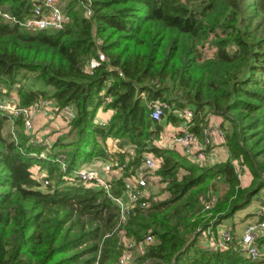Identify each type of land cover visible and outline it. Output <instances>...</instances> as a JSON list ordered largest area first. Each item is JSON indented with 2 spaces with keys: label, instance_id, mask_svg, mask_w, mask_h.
<instances>
[{
  "label": "trees",
  "instance_id": "trees-1",
  "mask_svg": "<svg viewBox=\"0 0 264 264\" xmlns=\"http://www.w3.org/2000/svg\"><path fill=\"white\" fill-rule=\"evenodd\" d=\"M35 1L0 0V9L21 18ZM64 10L69 21L60 29L0 16V86L13 88L19 105L46 98L72 111L64 134L34 143L20 115L0 110V264H120L123 238L141 244L129 264H264V249L253 260L241 253L233 228L224 249L200 240L264 186V0H68ZM28 73L51 90L26 84ZM155 99L189 107L198 140L206 113L221 116L228 156L195 163L159 143L163 126L148 106ZM99 107L111 109L105 122L94 120ZM163 118L181 121L171 112ZM8 123L14 137L3 133ZM144 154L157 159L146 176L164 182L166 196L151 193L120 224L105 192L71 175L92 158L133 168ZM32 165L45 169L44 187ZM243 165L247 185L238 179ZM208 194L214 199L204 207Z\"/></svg>",
  "mask_w": 264,
  "mask_h": 264
},
{
  "label": "built area",
  "instance_id": "built-area-1",
  "mask_svg": "<svg viewBox=\"0 0 264 264\" xmlns=\"http://www.w3.org/2000/svg\"><path fill=\"white\" fill-rule=\"evenodd\" d=\"M80 3L82 4L84 14H89L88 4L83 1ZM0 16L28 29H60L69 21V15L64 10V7L60 5V0H36L30 7L29 13L21 18H17L2 9H0ZM98 58L102 59L103 54L99 52ZM47 106L54 108L51 100L46 98L38 99L37 102L31 103L28 106L19 105L15 92L10 94L5 87H0V110L9 113L11 117L20 115L22 128L28 134L32 127L31 116L39 111H43ZM148 106L150 109L149 115L155 120H161L167 112H171L181 119V124L169 139L162 142L160 137L159 143L178 148L182 154L187 155L195 163H202L208 159L213 150H207L206 146L211 143L210 133L212 132L206 125L202 128L201 138L199 140L196 139L194 133L187 126V120L191 117L192 113L189 107L173 108L161 99L150 101ZM61 110L67 112L70 116L72 115L70 107L65 106ZM218 132L221 133L219 130ZM11 134L14 137L13 131ZM30 140L34 143L47 141L37 134H30ZM88 163L80 164L72 171L71 175L82 183L101 188L105 192L106 196L116 206L118 224L128 217L133 208H143L149 204L151 192L146 173L152 171L156 166L150 156L144 154L140 163L133 168H125L124 162L120 163L112 156H108L100 162L99 170L93 164ZM61 166L63 168V162ZM34 176L41 177L42 185L47 183L44 170L39 173L35 172ZM116 176H120V178L119 192L115 194L112 191V179ZM213 199L214 194L206 195L203 206L208 207ZM255 210L257 214L262 212L261 207H257ZM263 234L264 215L262 217H255L253 220L247 222L241 234L237 236L241 253L251 260L259 257L263 252L264 243L257 244L255 241ZM150 239V236L146 235L144 240L149 241ZM231 239L232 230L227 225L217 227L215 232L207 230L200 237L201 244L211 250L226 248ZM131 247L139 251L141 250V244H134L132 240L123 238V250ZM123 250L118 256V263L124 261L125 254Z\"/></svg>",
  "mask_w": 264,
  "mask_h": 264
},
{
  "label": "rangeland",
  "instance_id": "rangeland-1",
  "mask_svg": "<svg viewBox=\"0 0 264 264\" xmlns=\"http://www.w3.org/2000/svg\"><path fill=\"white\" fill-rule=\"evenodd\" d=\"M68 0H60V5L64 7ZM206 49V47H205ZM28 77L24 80L26 84H31L33 87H42L47 89L48 91L51 90L49 86H44L39 80H36L32 77V74L28 73ZM1 87V86H0ZM4 88V87H3ZM6 89V88H5ZM7 90V89H6ZM10 94L14 92L13 88H9L7 90ZM111 109L110 108H98L96 111V117H101L103 119H107L110 114ZM206 122L207 126L211 130L212 133H210L211 137V143H209L206 146L207 150L213 149L210 158L214 159L213 161H218L221 159H224L226 156H228L226 147L224 144V131L227 129L226 127V121L221 118V116L216 115L210 111L206 113ZM70 119V115L67 114V112L63 110H57L56 112L49 115V113H46L44 115H32L31 116V124L32 127L29 131V134H37L41 136L42 138L46 140H51L53 137L59 134H64L68 129V121ZM177 129V125L166 123V126L164 127V130L161 132V140L167 141L169 137L172 135L174 130ZM221 131V133L218 132ZM16 132V126L13 124H7L4 129L3 133L4 135L7 132L12 133ZM214 131V132H213ZM106 145L110 150L114 149L115 146V140L113 138H107L106 139ZM223 147V150L221 151L220 147ZM123 148L125 150H130V146L127 144V142H123ZM152 159L153 163L157 165V159L154 158L152 155L147 154ZM210 160V159H209ZM209 160L204 161V163H208ZM213 161H210L211 163ZM32 173L35 174V172H40L45 169L39 167V165H32ZM241 168V169H240ZM238 168V179L241 185H247L250 181L251 174L246 167V165H243L242 167ZM148 176V182H149V188L150 192L153 194V200L161 199L166 196V191L163 190L164 182L158 181L157 177L154 176V173L151 172V175ZM218 188L221 187L220 183H217ZM42 187H44L42 185ZM221 189V188H220ZM257 207H261V209L264 208V186L256 193L254 194L250 201L242 206L241 208L237 209L232 215L224 218L219 226H229L235 230L237 236L241 234L243 231V228L245 224L255 218L253 214L244 216L245 213H252ZM118 233L121 235L122 231H118ZM125 257L124 261L127 264H129L132 260V258L138 254L140 251L137 250L134 247L126 248L123 250ZM122 262V263H123ZM120 263V264H122Z\"/></svg>",
  "mask_w": 264,
  "mask_h": 264
},
{
  "label": "crops",
  "instance_id": "crops-1",
  "mask_svg": "<svg viewBox=\"0 0 264 264\" xmlns=\"http://www.w3.org/2000/svg\"><path fill=\"white\" fill-rule=\"evenodd\" d=\"M52 103V102H51ZM57 110H55L54 108H52V106L51 107H49V106H47L43 111H39V112H37V113H35L36 115H39V114H41V115H44V114H46V113H49V115L50 114H52V113H54V112H56ZM110 113H111V111H110ZM110 115V114H109ZM109 117V116H108ZM108 119V118H107ZM107 119H103V118H101V117H96V114H95V118H94V120L95 121H97V122H105ZM165 118H162L161 120H159V121H161V123H162V126H163V128H162V130H164V127L166 126V123H170L171 124V122H169V121H165L164 120ZM172 124H174V123H172ZM181 124V121L177 124V123H175V125H177V127L179 126ZM175 131V130H174ZM162 132V131H161ZM162 142H165V141H163L162 140ZM224 147H226V146H224ZM220 149H221V151L223 150V147L221 146L220 147ZM226 150H227V148H225ZM213 150V149H212ZM228 153V152H227ZM104 158H92L90 161H89V163L88 164H93L94 165V167H96L98 170L100 169V162L103 160ZM210 159V160H209ZM206 160H209V162L208 163H211L210 161H213L214 159H212V157L210 158V156L208 157V159H206ZM216 161V160H215ZM215 161H213V162H215ZM231 228V227H230ZM232 230V229H231ZM234 232H235V230H234Z\"/></svg>",
  "mask_w": 264,
  "mask_h": 264
}]
</instances>
